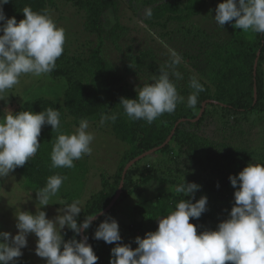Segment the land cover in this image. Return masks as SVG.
<instances>
[{"label":"rangeland","instance_id":"rangeland-1","mask_svg":"<svg viewBox=\"0 0 264 264\" xmlns=\"http://www.w3.org/2000/svg\"><path fill=\"white\" fill-rule=\"evenodd\" d=\"M220 2L223 0H120L117 18L122 29L118 31V38L85 30V11L79 8L74 0H39L38 12L47 9L56 24L65 30L63 53L79 57L92 51L100 53L107 64L123 77L121 84L134 90L145 83H152L151 77L158 76L159 69L171 63V51L174 50L182 60L175 70L182 74L183 79H176L171 75L170 79L176 85L178 94L184 97V102L178 105L189 108L187 98L193 91L189 87L190 77L196 76L198 80H204L205 75L211 74L208 72L214 70L218 62L209 60L207 53L214 45L220 44L224 47V39H229L234 30V19L231 23H225L223 28L214 21L215 8ZM149 10L151 16L146 15ZM11 17H15L17 22L21 20L16 16L7 15V18ZM104 17L105 27L108 28L115 19L109 12L105 13ZM142 52H145L149 59L142 57ZM261 52V69L264 75V49ZM135 60L142 65H135ZM168 71L171 74L172 69ZM244 73V76H240L239 72L235 71L234 74L240 78L234 76L231 79L233 84L247 88L250 82L248 68ZM68 84L65 76H54L51 72L40 77L22 75L20 83L4 93L5 100H0V115H3L5 109L12 111L24 101L41 96L60 102L64 115L60 130L65 133L74 132L82 118L89 121L88 130L94 134L92 153L74 161L75 167L69 169L65 175L67 179L57 196L50 201L53 204L40 207L49 219H54L58 215L57 209L63 207L58 204L60 200L67 203L79 200L83 208L87 198L101 188L102 176H106L110 181L114 180L122 155L129 147L120 136L125 116L119 113L116 107L108 105L104 112L100 110L89 117H75L67 112L62 101ZM261 101L264 102V97ZM224 106L211 99L201 102L202 113L199 118L202 115L204 117L198 127L191 128L200 145L191 150V153L179 154L182 152L180 145L174 142L171 136L166 151L156 152L157 149L130 166L133 179H137L140 171L144 169L181 182L184 178L185 183L199 184L204 178H228L227 185L221 189L228 197L220 199L219 206L213 203L208 195L194 193L191 197H184L192 199V202L201 196L207 197L209 205L206 207L209 209L198 219L190 218L189 221L197 227V234L205 230H215L218 223L228 218L236 190L231 186L229 176L237 175L249 163L264 164V105L261 110L248 112L227 110ZM114 113L117 114L115 122L108 120L103 125L100 124L102 114ZM184 121L183 118L178 119L177 125ZM211 143L239 149V156L235 158V163L230 169L223 168L222 158ZM176 186L155 180L139 184L131 195L118 202L112 212L98 219L99 224L107 217L115 219L121 235V241L118 243L135 248V238L143 239L147 232L155 231L158 218L174 210L176 203L183 199L182 194L175 192ZM36 191L37 189L26 184L24 177L16 170L0 179V231L14 236L18 232L15 213L20 210L33 215L36 213L39 208ZM66 228L67 226L61 230L62 237ZM26 240L27 246L21 249L22 256L15 258V264H46L44 258L35 254L37 237L28 234ZM115 246L116 244L112 248ZM96 256L97 264H109L111 252H100Z\"/></svg>","mask_w":264,"mask_h":264},{"label":"clouds","instance_id":"clouds-1","mask_svg":"<svg viewBox=\"0 0 264 264\" xmlns=\"http://www.w3.org/2000/svg\"><path fill=\"white\" fill-rule=\"evenodd\" d=\"M9 0H0V100L4 93L20 83L22 75L34 77L52 72L56 61L64 51L65 30L59 27L45 9L36 12L30 6L22 10L24 18H6L3 5ZM151 16L150 10L146 12ZM235 20L234 28L244 33L264 34V0H223L215 8L214 21L222 27ZM172 61L159 69V75L151 77L152 83H145L135 89V99L121 98L120 104L129 120H144L152 124L165 113L171 114L184 97L177 92L170 79H183L175 68L182 60L171 51ZM168 69H172L171 74ZM193 90L187 98V107L195 108L198 95L205 90L196 76L189 79ZM117 114H102L100 124L115 122ZM50 125L57 132L50 152L51 167L74 168V161L91 155L94 134L90 132L89 121L82 118L74 132L60 130V112L52 107L38 113L9 109L0 115V179L7 177L17 167H22L33 157L41 143L38 142L41 129ZM66 176L53 174L46 185L36 191L39 204L33 215L28 211L15 213L18 232L11 236L0 231V264H15V258L22 256L21 249L27 246L26 236L37 237L35 254L44 258L46 264H97L98 257L87 243V236L77 241H64L61 230L67 226L74 233L86 231L94 215H88L78 225L75 217L81 212L79 200L67 203L59 201L54 219L46 217L40 210L57 196ZM234 191V204L228 218L218 223L215 230L197 234V227L190 223L198 219L207 208V197L201 196L195 202L191 197L198 189L195 183L183 182L175 192L183 199L174 210L158 218L155 231L145 237L135 238L137 247L118 243L121 241L119 226L115 219L107 217L94 232V239L111 248L109 264H264V164L249 163L237 175L229 176ZM63 213V214H59ZM103 215V213H101Z\"/></svg>","mask_w":264,"mask_h":264},{"label":"trees","instance_id":"trees-1","mask_svg":"<svg viewBox=\"0 0 264 264\" xmlns=\"http://www.w3.org/2000/svg\"><path fill=\"white\" fill-rule=\"evenodd\" d=\"M79 8L85 11L83 22L84 29L96 33L101 36L118 38V31L122 29V25L117 18L120 0H74ZM39 0H9V3L3 5V11L7 15L16 16L23 19L22 10L25 6H30L33 11L38 12ZM112 13L114 23L108 28L105 27V13ZM2 23V22H0ZM235 22L233 23V25ZM216 44V43H215ZM224 47L220 44L214 45L212 50L207 53L208 59L214 61V70L209 71L208 75L204 76V80H199L204 85L205 90L198 95V103L195 108H186L178 105L176 110L171 114H164L157 118L152 124H147L144 120H129L124 114L121 98L135 99L137 93L134 89L122 85L123 77L118 75L115 70L107 64L105 59L92 51L85 56H69L65 53L56 61V67L51 72L54 76H65L69 81L67 88L64 91L62 103L66 107L69 114L75 117H89L98 113L100 110L105 111L108 105L116 107L119 113L125 116V121L122 122L120 128L121 138L128 143V149L123 153L120 160L119 171L110 181L106 176L101 178V188L92 193L86 200L81 212L75 217L78 225L88 215H94L101 211L112 199L119 185L122 176V170L125 164L142 152L160 145L167 135L172 130L174 123L183 118L185 121L180 122L172 135V140L180 145L182 152L179 154L191 153L196 147H199L198 138L195 132L191 129L196 128L201 124L203 115L195 122L191 119L195 118L201 108V102L206 99H211L224 104L227 110L248 112L251 110H261L264 102L261 98L264 97V75L261 69V61L263 59L264 49V34L244 33L243 31L234 28L229 39H224ZM260 50L257 61V69L255 79L253 76V62L257 51ZM142 57L149 59L145 52H142ZM135 65L142 64L135 60ZM249 70L250 82L247 88L241 85L236 86L231 81L234 76L240 78L244 76L246 70ZM239 72L240 76L234 74ZM243 71V72H242ZM243 78V77H242ZM241 78V79H242ZM254 82L256 84V97L254 101ZM61 103L49 97L41 96L34 99L24 101L17 106L13 113L20 111H32L38 113L49 107L57 109L60 112L61 123H64L63 108ZM188 125V127L186 126ZM57 136V132L51 129L50 125H45L41 129L38 142L41 147L37 153L29 159L22 167H17L14 170L18 171L25 179L28 186L35 189H41L46 185L47 178L53 174L67 175L68 168L51 167L50 152L52 144ZM214 149L222 158V166L225 169H230L235 163V158L239 156L238 148H228L222 144L216 145L211 143ZM169 144H165L156 152L166 151ZM151 180L160 183H171L179 185L182 182L170 177L158 175L155 171L144 169L140 171L137 179L132 178V169L129 167L125 173L122 191L115 203L103 215L112 212L119 201L127 198L139 184H146ZM228 183V178L225 176L221 180L204 178L199 184V189L196 194L208 195L213 203L219 206L220 199H225L227 193L222 191ZM210 203V202H209ZM214 204V205H215ZM209 205V204H208ZM207 205V206H208ZM207 208V207H206ZM209 209V208H207ZM215 210H217L215 208ZM101 215L99 219L103 216ZM99 225V221L91 222L90 227L84 231L87 236V243L92 247L95 255L100 252L109 254L113 244H107L103 240L94 239V232ZM133 225H136L133 223ZM64 241L76 239L81 240L80 233L76 234L72 230L66 228L63 234Z\"/></svg>","mask_w":264,"mask_h":264},{"label":"water","instance_id":"water-1","mask_svg":"<svg viewBox=\"0 0 264 264\" xmlns=\"http://www.w3.org/2000/svg\"><path fill=\"white\" fill-rule=\"evenodd\" d=\"M259 53H260V50L257 51L256 57H255V59H254V64H253V76H254V79H255V75H256L257 61H258V55H259ZM255 97H256V84H255V82H254V101H255ZM201 108H202V107H201ZM201 108H200V111L198 112V114L196 115V117L193 118V119H191L192 121H195V120H197V119L199 118V116H200L201 113H202V109H201ZM177 123H178V122L176 121V123H175L174 127L172 128V130L170 131V133L167 135V137L165 138V140H164L160 145L155 146V147H153V148H150V149H148V150L142 152V153L139 154V155H136L135 157H133L132 159H130V160L125 164V166H124V168H123V170H122L121 180H120L119 185H118V187H117V189H116V191H115L114 196L112 197V199L110 200V202H109V203H108V204H107V205H106L101 211H99L98 213L94 214L95 219H94L93 221L98 220L99 217L102 215L101 213H103V214L106 213V212L111 208V206L115 203V201L117 200L118 196L120 195V193H121V191H122L123 180H124V176H125V173H126L127 169H128L133 163L137 162V161H138L139 159H141L142 157H144V156H146L147 154H149V153H151V152H153V151H155V150H157V149L163 147V146L169 141V139L171 138L172 134L174 133V130H175L176 126H177ZM80 237H81V240L85 237V235H84V231H81V232H80Z\"/></svg>","mask_w":264,"mask_h":264}]
</instances>
